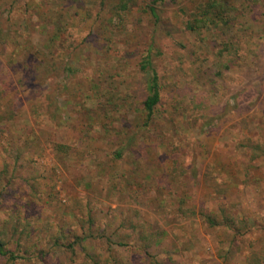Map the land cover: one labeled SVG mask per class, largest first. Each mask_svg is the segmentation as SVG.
<instances>
[{
    "label": "rangeland",
    "instance_id": "1",
    "mask_svg": "<svg viewBox=\"0 0 264 264\" xmlns=\"http://www.w3.org/2000/svg\"><path fill=\"white\" fill-rule=\"evenodd\" d=\"M98 1L0 0V17L12 34L11 41L15 33L28 35L26 43L34 46L30 52L38 61L57 64L71 59L81 68L65 82L62 76L49 79L46 88L59 114L52 116L49 108L51 118L47 119L42 99L18 83L17 64L8 62L12 46L0 45V74L12 77L11 84L0 83V90L7 88L6 100L21 99L15 138L25 146L15 163L11 153L4 155L0 149L1 183L12 174L2 193L5 198L0 196V218L16 198L18 204L30 202V212L38 221L41 217V227L55 228L61 221L68 228L75 219L68 213L70 198L78 197L82 204L90 196L93 213L108 222L107 233L124 219H132L139 230L167 232L161 244L150 250L151 259L159 264L167 262V257L172 264H247V254L264 241V229H257L264 223V158L251 159L253 149L264 143V6L240 0L243 8L249 7L246 15L251 17L256 7L259 11L250 20L238 19V52L222 57L223 62L231 60V67L218 76L214 65L218 35L197 37L184 31L175 12L197 0L167 1L163 33L155 36L159 54L154 55V68L162 85L155 121L159 125L141 133L134 119L136 107L145 98L138 66L148 50L149 25L138 24L137 14L124 16L121 22L111 20L107 13L98 18ZM85 10L92 11L89 19ZM63 84L67 87L62 88ZM238 95L246 98L234 103ZM250 97H257L252 104H248ZM228 103L232 111L225 112ZM210 117L213 125L199 132ZM128 138L135 149L130 148L119 163L112 160L119 141ZM52 141L71 147L63 164L52 153ZM106 167H113L109 175L115 170L128 175L139 169V176H134L127 189H121L123 178L118 177L113 189L114 182H105ZM32 185L35 197H30ZM216 191L221 197L227 193L236 218L250 220L246 229L256 221L250 232L242 229L240 237H234L237 247L226 262L218 252L228 249L233 233L209 230L199 216L200 211L214 208L211 195ZM179 198L185 200L184 213L179 210ZM74 213L87 217L84 211ZM134 231L129 227L127 232ZM128 244L124 249L111 247L117 261L150 263L136 249L132 236ZM87 253L97 255L100 262L108 258L102 241L87 244ZM57 255L58 260L64 259ZM34 263L40 261L34 259Z\"/></svg>",
    "mask_w": 264,
    "mask_h": 264
},
{
    "label": "trees",
    "instance_id": "2",
    "mask_svg": "<svg viewBox=\"0 0 264 264\" xmlns=\"http://www.w3.org/2000/svg\"><path fill=\"white\" fill-rule=\"evenodd\" d=\"M167 1L168 0H116L110 2V0H99L96 3V16L98 18L101 13H107L111 20L117 19L121 22L124 16L127 17L137 14L138 24L145 21V23L149 25L150 40L148 43V50L146 54L142 56L138 66V70L143 79L145 98L138 107H136L135 111L137 112V116L136 119H134L137 122L135 125H137L141 133H149L152 130L151 128L154 127L153 125H159V123L155 121L157 115L160 114L159 104L162 85L157 71L154 68V55L157 56L159 54V51L155 50L157 49V39L155 36L163 33L162 30L164 28V21L166 20L165 6ZM171 1L174 2L175 0ZM253 1L264 6V0H252V4ZM242 5L240 0H197L191 7L184 6L176 8L175 12L180 14L184 31L197 37H202L205 33H208L211 37L218 35L219 42L217 43V48L219 49L216 52V61L214 62L215 67H217L216 74L218 76L222 74L224 69L228 70L231 67V60L226 59V62H223L221 61L222 57L225 55L232 56L238 52L240 45L238 33L240 28L237 25L238 19L242 17L245 21L250 20L252 13L259 11L257 7L253 8L250 17V14L249 16L245 14V12H250L249 7L243 8ZM39 6H43V4ZM85 15L86 18L89 19L92 16V11L85 10ZM7 30L8 27L5 20L0 17V45L3 44L2 46H4V48L6 46H12V53L8 55V62L17 64V68L15 67L14 72L18 74L17 79L19 85L24 86L42 99L45 104V118H51L49 108L54 111L52 116L57 113L59 114L58 105L56 106L55 100L48 94L46 85L51 77L62 76L64 78L63 82H65V79L71 78L81 68L74 66L71 59H63L57 64H52L48 61L45 62V59L38 61L33 55L34 52H30V49H33L34 46L30 44V42L28 44L26 43L29 36L26 35V38H24L21 33H18L19 35L15 33L13 36L14 40L11 41L12 34L7 32ZM220 36H222V38ZM153 50L155 51L154 54ZM10 79H12L10 75L2 76L0 74V83L11 84ZM63 87L66 88V84H63L62 88ZM8 94L9 92H7L6 87L1 88L0 149L4 155L11 153V157L15 163L23 156L25 150L24 144L21 146L17 140L18 137L15 138V122L18 119V113L21 109L22 102L20 98L13 97L6 100ZM244 98L246 97L243 96L242 99ZM256 98H248L250 99L248 100V104L254 103ZM240 99L241 96L238 95L236 98H233V101L234 103L237 101L241 102L242 99ZM230 106L231 104L228 103L224 111H232ZM193 108L198 110L199 106L194 105ZM188 113L189 110L182 114L186 117L189 115ZM213 119H215V117ZM187 125L190 127L191 122L188 121ZM212 125L213 122L211 121V117L205 119L199 128V132H205ZM140 131L134 133L140 134ZM130 140L131 139L128 138V140L119 141L117 150L111 156L112 160L119 163L124 159L125 153L128 152L130 148L135 149L136 146H133ZM49 145L54 157L63 164L64 159L70 154L71 147L57 141H52ZM253 152L254 155L251 156L252 160H255L256 157L264 158V143L258 144L253 149ZM110 171H113V167H106V175L104 177L106 178L105 182L107 184L114 182L112 184L113 189L118 185L115 183L118 177L123 178V182H127H121L123 185L121 189H127L130 187L134 176H139V169H134L128 175L123 174V172L119 170H115L112 175H109L108 173ZM4 172L6 173L7 170H4ZM11 180L12 174L7 178L5 184H2L0 180V196H2V198H5L2 193L6 190L5 188L9 186ZM141 186L143 187L142 184L136 187ZM159 186L161 187L162 184ZM95 192L96 191H94V193ZM226 194L227 193H222L221 197L218 195L217 191L212 193L211 197L215 200L214 208L199 212L200 218L209 230L222 229L224 233H233V238L228 243V249L218 252V257L224 262L228 261V256L232 254L231 249L237 247L234 237L237 235L239 236L242 229H245L246 232H248L249 229L250 232V227H253L256 223V221L252 222L250 227L246 229V222L248 221L249 223L250 220L245 221V219L236 218L235 215L232 214L231 208H233V205L230 204ZM30 195V197H35V185L30 186ZM84 196L87 197L89 194H84ZM91 199L92 198L89 196L86 202L80 204L78 197L70 198L71 201L68 213L72 215L73 218L75 217V219L68 228H65L61 221L55 225V228H52L48 224L41 227V217L38 221L37 217L30 212L29 201L24 202V204H18L16 198L12 199L11 201L13 204L11 209H6V215L0 218V264H35L34 259L40 261V264H124L122 260L117 261L115 259L113 253L115 250L111 247H116V249L127 248L129 246L128 240L131 236L134 244H136L134 245L136 249L150 260L149 264H159L154 259H151L154 257L151 256L150 250L153 246L161 244L162 238L168 235L167 232H164V230L152 232L146 231L143 228L139 230L138 226L133 224L132 219H124L118 224V227L112 230V232L107 233L106 228L109 227V225L107 226L108 222H106L107 224L101 222L93 213V206L90 204ZM184 203L185 200L179 198L178 206L181 213H184ZM17 206L19 207L17 208ZM82 206L84 210L81 209ZM75 210H77V212L84 211V215L87 216L86 219L85 217L77 216L74 213ZM102 224H104V228ZM129 227L135 229L134 233L129 234L127 232ZM120 228L125 230L124 234L118 232ZM257 229H264V223L257 227ZM94 241H102L106 245L108 252V258L106 260L100 262L97 260V255L87 253V244ZM52 251L55 252L54 255L52 253L53 257L50 259L49 255ZM57 253L61 254L64 259L58 260ZM246 261H248L247 264H264V241H262L258 249L250 250L249 254L246 256ZM172 262V258L167 257V262L161 264H172Z\"/></svg>",
    "mask_w": 264,
    "mask_h": 264
}]
</instances>
